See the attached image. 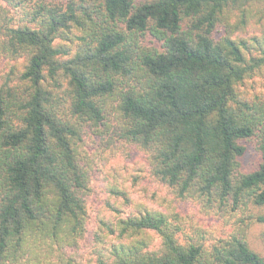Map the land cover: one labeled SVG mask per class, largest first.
<instances>
[{
  "label": "trees",
  "instance_id": "1",
  "mask_svg": "<svg viewBox=\"0 0 264 264\" xmlns=\"http://www.w3.org/2000/svg\"><path fill=\"white\" fill-rule=\"evenodd\" d=\"M5 1L0 264H83L87 239L89 264H264V91L243 89L264 75V0ZM116 141L175 197H135L116 174L89 233ZM175 199L227 229L185 233Z\"/></svg>",
  "mask_w": 264,
  "mask_h": 264
},
{
  "label": "rangeland",
  "instance_id": "2",
  "mask_svg": "<svg viewBox=\"0 0 264 264\" xmlns=\"http://www.w3.org/2000/svg\"><path fill=\"white\" fill-rule=\"evenodd\" d=\"M5 0H0V4H5ZM254 88L264 91V75L256 78L255 81L249 82L244 86V91ZM119 145L118 152L113 156L104 167L105 172L101 170L95 172L92 177V193L87 200L89 220V233L97 224L100 214H103L105 197L107 196V184L116 182L114 177L118 175L119 180L129 186V192L135 197L141 199L155 200L162 206H166L169 199L175 196L170 188L158 182L149 169L147 154L135 144L116 141ZM249 150L243 159L245 168L253 166L256 162V150L254 144L249 143ZM110 168V169H109ZM109 169V170H108ZM121 183V185H122ZM176 200V199H175ZM175 206L181 215L185 216V233L195 235L198 230L205 232L208 238L221 235L227 229L224 221L210 212L203 211L201 206L189 200H176ZM89 240L83 241L80 246V253L83 264H89L92 255V248L88 247ZM264 252V247H260ZM94 258V257H93ZM92 264V263H91Z\"/></svg>",
  "mask_w": 264,
  "mask_h": 264
}]
</instances>
